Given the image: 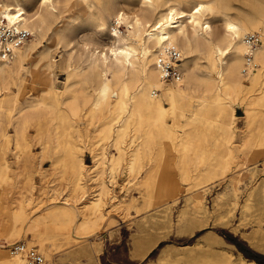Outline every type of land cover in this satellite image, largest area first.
<instances>
[{
    "label": "rangeland",
    "instance_id": "obj_1",
    "mask_svg": "<svg viewBox=\"0 0 264 264\" xmlns=\"http://www.w3.org/2000/svg\"><path fill=\"white\" fill-rule=\"evenodd\" d=\"M124 1L115 2L126 8ZM87 2L92 6L91 12L79 19V27L71 35L73 39H80L81 33L93 32V22L99 12L105 14V0ZM227 2L231 5L232 18L246 17L244 0ZM171 3L169 0L168 4ZM210 4L215 6V12L222 7L219 2ZM220 22L219 18L214 19L216 26ZM105 23L108 28V18ZM120 29L125 31L124 26ZM106 32L100 37L108 42ZM52 42L47 37L39 50ZM52 49L54 58L59 60L63 47ZM35 55L26 62V67L31 66ZM257 68L259 65L254 67ZM57 73L60 87L65 75L58 70ZM246 73L243 71L248 76ZM21 77L22 87L27 86L23 91H18L20 88L15 84L0 90V113L6 115L2 120L6 137L0 139V245L9 254V245L24 241L43 253L44 264H264V82L251 85L246 81L241 93L222 100L228 104L223 111L209 101L207 105H197L198 96L211 98L202 84L193 102L179 100L172 113L184 115L176 129L183 130L179 125L185 124L189 128H206L205 134L191 135L171 149L159 129H153L145 139L149 152L139 155L133 171L128 172L125 162L118 160L112 142H109V152L101 153L108 140L101 139L99 132L102 124L110 122L111 137L113 131L119 136L123 130L114 127L129 106L105 109L103 119L98 118L97 109L87 107L82 111L81 128L98 137L81 140L73 130L76 137L71 142L81 146L79 157L70 161L66 157L69 146L65 142L57 145L50 141L48 148L56 151L53 149V153L41 159V137L51 124V110L43 106L25 107L22 112L25 119L21 115L17 126H22L21 130L9 119V116L11 120L18 116L19 102L47 99L30 88L37 79L23 72ZM250 96L259 105H247ZM164 106L168 109L169 102L165 101ZM131 120L135 123V115ZM223 125L227 126L226 131L220 129ZM91 148L92 154L97 155L95 158L88 154ZM180 151L185 152L184 158ZM247 153L253 159L239 171L236 163ZM191 160L192 166L187 168ZM70 164L76 165V169L82 165V186L78 190L71 187L74 175L68 171ZM226 164L229 166L225 169ZM148 169L154 176L145 184L142 181ZM196 173L199 182L210 179L212 183L199 189L203 208L195 215L186 204L187 188ZM105 192L108 194L103 217L91 213L88 206L86 213H75L72 222L62 226L39 220L42 212L61 206L66 198L72 209L79 207L83 194L85 202L91 203Z\"/></svg>",
    "mask_w": 264,
    "mask_h": 264
},
{
    "label": "bare ground",
    "instance_id": "obj_2",
    "mask_svg": "<svg viewBox=\"0 0 264 264\" xmlns=\"http://www.w3.org/2000/svg\"><path fill=\"white\" fill-rule=\"evenodd\" d=\"M115 1L105 0V14L99 12L93 22V32L81 33L78 35L81 40L73 39L71 35L77 31L79 19L91 12L92 6L87 0H7L5 4L8 8L4 12L7 18L20 20L32 35L16 50L15 58L9 64L0 66V90H7L15 84L20 88L18 91H23L27 86L22 87L24 84L19 82L23 80L22 72L38 80L33 81L30 88L38 91V95L47 96V99H37L34 102L25 99L19 102L18 116L14 120L9 116V119L17 127L25 107L43 106L51 110V124L41 137V159L47 157L49 152L53 153V149L56 151V148H48L50 141L57 145L65 142L69 146L66 157L70 161L79 157L81 146L71 142L76 137L73 130L81 140L98 137L90 131L83 132L81 128L82 111L87 107L97 109L98 118L103 119V110L116 105L121 108L129 106L127 113L119 117L118 124L114 127L123 132L118 136L113 131L111 137L110 122H106L102 124L99 136L108 140L105 142L106 149L101 153H108L111 146L109 142H112L117 150L118 160L125 162L126 170L132 172L136 158L149 152L145 139L153 129H159L171 149L177 148L178 144L191 138V135L201 137V134H205L206 128H189L181 123L179 126L183 130L176 129L177 122L184 115L182 112L172 113L179 100L193 102L202 84L206 85L204 92L211 98L198 96L197 105L204 106L209 101L216 109L223 111L227 110L228 104L222 103V100L241 93L246 81L251 85L256 81L264 82V0H244L247 4L246 17L238 15L234 18L231 17V5L227 0H170L173 2L171 4H168L169 0H125L123 6L126 8L119 7ZM212 1L222 5L216 12L215 6L210 4ZM107 18L110 21L108 28L105 23ZM215 18L220 19L219 26L214 24ZM122 26L125 31L120 29ZM105 32L108 42L100 37ZM255 33L262 37V44L254 50L252 61L247 62L248 49L244 39L248 34ZM47 37H51L53 42L39 50ZM59 45L64 52L57 60L52 54V48H58ZM170 48H174L181 56V76L179 75L178 80L164 82L157 62L159 56L167 57V50ZM34 54L31 66L26 67V62L33 59ZM257 65L259 68L254 69ZM57 70L65 75L60 87L57 86ZM243 71L249 73L248 76ZM209 79L212 81L208 82ZM156 90L161 93L156 95ZM255 100L252 96L248 97L247 105H259ZM165 101L169 102L168 109L164 106ZM1 103L0 101V107ZM134 115L136 121L132 123ZM3 116L6 117L0 113V139L6 137ZM220 129L226 131L227 126L223 125ZM247 141L245 139L246 143ZM90 150L91 153L87 151L88 154L95 158L97 155L92 154V148ZM180 152L184 158L185 152ZM247 152L250 153V149ZM252 159L247 153L238 160L236 166L240 168L239 171L248 167ZM191 166L192 160L188 162L187 168ZM228 166L226 164L225 169ZM69 170L74 175L71 187L78 190L82 186V165L79 164L76 169V165L70 164ZM191 170L196 172L195 169ZM153 176V172L148 169L142 182L149 183ZM198 180L199 175L196 173L191 186L187 188L189 197L186 207L191 206L195 215L203 208L202 190L199 189L212 183L210 179L206 182ZM197 190L199 192L195 193ZM106 194L108 193L105 192L91 203L85 202L86 196L83 194L79 198V207L72 209L68 207L70 203L66 198L61 206L50 207L42 212L39 220L65 225L72 222L75 213H86L88 206L91 213L103 217ZM121 213L126 214L123 210ZM19 242L24 241L13 244ZM39 242L44 245L43 240ZM13 244L8 246L9 252ZM0 264L24 262L0 245Z\"/></svg>",
    "mask_w": 264,
    "mask_h": 264
},
{
    "label": "built area",
    "instance_id": "obj_3",
    "mask_svg": "<svg viewBox=\"0 0 264 264\" xmlns=\"http://www.w3.org/2000/svg\"><path fill=\"white\" fill-rule=\"evenodd\" d=\"M7 0H0V66L9 64L14 58L16 50L22 47L30 38L31 32L23 27L20 20H9L5 15V4ZM11 11V10H9ZM245 44L248 52L246 53L247 62L252 61L253 52L261 43L260 35L248 34L245 37ZM167 57L159 56L158 66L161 71V79L164 82L168 80H178L180 72L181 56L174 49L167 50ZM10 253L14 256H21L25 264H44L45 257L39 249L28 246L24 242L13 244L10 247Z\"/></svg>",
    "mask_w": 264,
    "mask_h": 264
}]
</instances>
